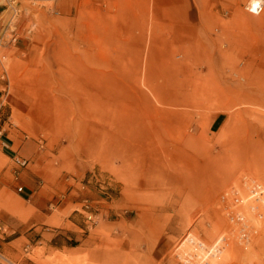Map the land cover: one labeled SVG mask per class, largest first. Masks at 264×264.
<instances>
[{
  "label": "rangeland",
  "instance_id": "obj_1",
  "mask_svg": "<svg viewBox=\"0 0 264 264\" xmlns=\"http://www.w3.org/2000/svg\"><path fill=\"white\" fill-rule=\"evenodd\" d=\"M246 1L0 0V264H264V10Z\"/></svg>",
  "mask_w": 264,
  "mask_h": 264
},
{
  "label": "built area",
  "instance_id": "obj_2",
  "mask_svg": "<svg viewBox=\"0 0 264 264\" xmlns=\"http://www.w3.org/2000/svg\"><path fill=\"white\" fill-rule=\"evenodd\" d=\"M5 4L3 6L8 5L10 7L12 3L16 0H4ZM55 2L56 0H48ZM8 7L6 9H8ZM244 10L248 13L252 14H260L264 10V0H247L243 6ZM2 13V12H0ZM15 40V37H13ZM13 160L18 167H25L28 165V160L24 157H20L18 155L13 156ZM17 173H15L14 178L17 179ZM250 192L249 196L251 201L259 206L264 203V186L261 183L256 181L250 182ZM24 187L22 185L17 186V191L22 192ZM221 202H223L228 211V216L230 220L237 226V241L240 245L247 244L249 241L250 235H252L254 231V226L250 223V219L245 217L243 211L239 209L237 206L243 202V198L236 196H226L221 198ZM252 210L256 208V206H250ZM4 232L3 228L0 226V239H3ZM27 251V249H25ZM0 258L4 259L0 247Z\"/></svg>",
  "mask_w": 264,
  "mask_h": 264
},
{
  "label": "crops",
  "instance_id": "obj_3",
  "mask_svg": "<svg viewBox=\"0 0 264 264\" xmlns=\"http://www.w3.org/2000/svg\"><path fill=\"white\" fill-rule=\"evenodd\" d=\"M5 146H6V148H8L10 151H13L12 148H11L8 144H6ZM3 154H4L6 157L11 158V155H9L8 153L3 152ZM12 157H13V156H12ZM23 190H24V189H23ZM30 196H31V194L29 193V194H28V197H30ZM35 202H36L37 204H39V202H40V198L37 197V199H36ZM1 227H2V226H1ZM2 228H3L4 235L7 234L6 228H5V227H2Z\"/></svg>",
  "mask_w": 264,
  "mask_h": 264
}]
</instances>
